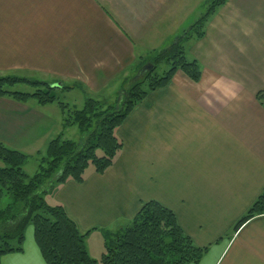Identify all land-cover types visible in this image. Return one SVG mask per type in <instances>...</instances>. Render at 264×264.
Instances as JSON below:
<instances>
[{"label":"crops","instance_id":"obj_1","mask_svg":"<svg viewBox=\"0 0 264 264\" xmlns=\"http://www.w3.org/2000/svg\"><path fill=\"white\" fill-rule=\"evenodd\" d=\"M204 1L0 0V76L121 92L142 57L167 47ZM186 53L199 62L200 80L177 71L127 114L116 131L122 148L104 173L89 168L82 183L68 180L45 197L90 230L94 259L102 255L95 234L102 242L154 200L207 247L188 264H264V215L232 230L264 187V0H227ZM27 102L0 97V142L41 153L68 127L54 103ZM0 264H45L33 230L22 252Z\"/></svg>","mask_w":264,"mask_h":264},{"label":"trees","instance_id":"obj_2","mask_svg":"<svg viewBox=\"0 0 264 264\" xmlns=\"http://www.w3.org/2000/svg\"><path fill=\"white\" fill-rule=\"evenodd\" d=\"M226 2L205 0L200 16L167 47L142 57L141 63L150 62L152 68L141 72L118 92L114 102L89 96L82 108L77 109L58 100L53 93L57 87L49 83L0 76V97L18 102L34 99L39 105L57 103L64 125H75L84 135L81 143L62 135L51 139L32 175L24 170L27 154L0 142V204L3 198L6 200L0 206V259L7 253L22 252L26 228L32 225L33 239L45 264H188L200 261L207 247L195 245L179 226L173 211L157 201L142 203L133 219L121 230L104 233V251L94 259L85 245L90 230L81 232L63 205L49 204L45 197L68 180L82 183L89 168L104 173L122 148L116 131L127 114L150 92L169 84L177 71L192 81L200 80L201 66L196 59L187 56L186 45L205 35L209 19ZM163 62L168 68L158 73L157 67ZM17 84L28 85L32 91L12 89ZM71 88L62 86L61 90ZM261 215H264V187L236 221L233 232Z\"/></svg>","mask_w":264,"mask_h":264},{"label":"rangeland","instance_id":"obj_3","mask_svg":"<svg viewBox=\"0 0 264 264\" xmlns=\"http://www.w3.org/2000/svg\"><path fill=\"white\" fill-rule=\"evenodd\" d=\"M199 9H200L199 10V16H200V14L203 11L202 5L199 7ZM146 63H148V62L145 61L143 64L142 63L140 64L139 71H140V69H142V67ZM167 68H168V66L164 62L160 63L157 67V72L162 73ZM12 89L27 91V92L32 91V88L29 87L28 85H21V84L15 85ZM53 93L58 98V100L65 102V103H70L71 107L77 108V109L82 108L86 97H89V96L92 98L99 99V100H104L106 102H114L118 96L117 89H115L114 92L110 93V94H103L101 92H96V93L95 92H89V91L87 92V91L79 89V88H75L73 91L55 89ZM27 103L37 104V102L34 99H29ZM53 106L56 108L59 107L57 103H54ZM48 109H51V108H48ZM64 137L71 139V140H74L75 142H78V143H81L84 139V135H82L79 132L77 126H75V125L67 128ZM6 146H8L9 148L18 149L17 147H13V146L10 147V145H6ZM37 146H39V145H37ZM32 150L33 149H27L25 151L21 150L22 152L27 154V161H26V164L24 165V170L29 175H32L37 170V167L40 163V158L44 154L45 146L42 147V149L40 151L41 153L36 152V151L32 152ZM0 165H2L1 161H0ZM89 167H92V166L90 165ZM3 200L4 201L1 202L0 206H3L4 203H6L5 198H3ZM29 229L33 230L32 225H29L26 228L25 232L27 233V231ZM92 248H93V251L96 253L100 252V250H102V253H103V251H104V238L102 239V242H101L100 240H97V235L95 234L92 238Z\"/></svg>","mask_w":264,"mask_h":264},{"label":"water","instance_id":"obj_4","mask_svg":"<svg viewBox=\"0 0 264 264\" xmlns=\"http://www.w3.org/2000/svg\"><path fill=\"white\" fill-rule=\"evenodd\" d=\"M151 67H152V65H151L150 63H148V64H146V65L143 67L142 71L144 72V71H146V70H150Z\"/></svg>","mask_w":264,"mask_h":264}]
</instances>
